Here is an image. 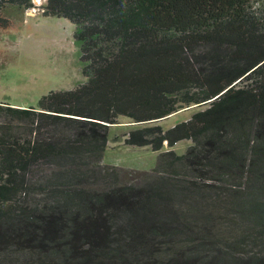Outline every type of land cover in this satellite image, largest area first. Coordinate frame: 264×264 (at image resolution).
I'll return each mask as SVG.
<instances>
[{
  "label": "trees",
  "instance_id": "16d2710c",
  "mask_svg": "<svg viewBox=\"0 0 264 264\" xmlns=\"http://www.w3.org/2000/svg\"><path fill=\"white\" fill-rule=\"evenodd\" d=\"M0 0V28L9 6ZM75 26L86 82L0 103V264H264V0H47ZM159 152L102 166L120 116ZM190 140L184 154L165 150Z\"/></svg>",
  "mask_w": 264,
  "mask_h": 264
},
{
  "label": "rangeland",
  "instance_id": "374dc122",
  "mask_svg": "<svg viewBox=\"0 0 264 264\" xmlns=\"http://www.w3.org/2000/svg\"><path fill=\"white\" fill-rule=\"evenodd\" d=\"M32 1L34 7L28 10L7 6L3 17L9 25L0 28V103L19 108L38 107L41 97L51 91L72 90L86 82L81 47L74 37L76 26L64 17L44 16L41 6L47 0ZM207 107L191 106L160 122L143 125L120 116L119 123L110 129L102 166H114L125 182L138 183L143 173L157 166L159 152L128 146V133L154 125L166 131ZM191 145L190 140H183L173 148L165 144L163 151L181 155Z\"/></svg>",
  "mask_w": 264,
  "mask_h": 264
}]
</instances>
